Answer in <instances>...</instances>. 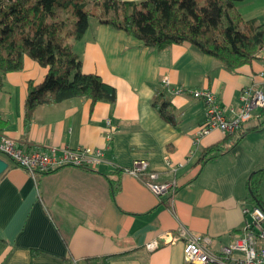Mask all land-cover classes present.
Here are the masks:
<instances>
[{
  "label": "crops",
  "instance_id": "obj_1",
  "mask_svg": "<svg viewBox=\"0 0 264 264\" xmlns=\"http://www.w3.org/2000/svg\"><path fill=\"white\" fill-rule=\"evenodd\" d=\"M236 7L244 19L264 22V0H237ZM73 45L83 72L113 86L116 101L71 98L39 105L26 126L28 85L43 82L48 69L25 55L22 68L8 72L0 86V133L27 152L101 149L103 162L95 170L66 166L35 177L9 164L0 177V264H188L181 238L146 261L128 254H145L146 242L179 228L209 237L210 252L220 254L243 233L244 203L256 204L249 183L264 168V116L259 110L243 123L239 141H226L220 130L196 140L206 109L190 91L214 92L227 117H236L242 91L261 87L264 50L235 74L190 43L146 47L96 19ZM156 88L168 96L177 128L153 108ZM108 120L116 128L110 137ZM219 143L226 151L201 164L203 150ZM136 159L147 160L159 182L176 179V192L158 198L145 177L126 174ZM167 160L184 165L173 171ZM260 194L264 203V180Z\"/></svg>",
  "mask_w": 264,
  "mask_h": 264
},
{
  "label": "trees",
  "instance_id": "obj_2",
  "mask_svg": "<svg viewBox=\"0 0 264 264\" xmlns=\"http://www.w3.org/2000/svg\"><path fill=\"white\" fill-rule=\"evenodd\" d=\"M237 0H0V86L8 72L22 68L25 55L48 69L43 82L29 83L25 124L35 109L71 98L116 101V90L97 74L85 73L73 42L83 38L90 20L124 31L146 47L165 48L190 43L235 74L241 73L264 50V22L246 20ZM152 106L160 117L178 126V117L161 88ZM264 116V109L260 111ZM257 129V127L253 128ZM242 133L228 134L239 141ZM219 143L203 150L201 164L225 152ZM264 168L253 172L252 200L264 210L260 185Z\"/></svg>",
  "mask_w": 264,
  "mask_h": 264
},
{
  "label": "built area",
  "instance_id": "obj_3",
  "mask_svg": "<svg viewBox=\"0 0 264 264\" xmlns=\"http://www.w3.org/2000/svg\"><path fill=\"white\" fill-rule=\"evenodd\" d=\"M260 77L263 80L260 88L248 86L242 91L240 113L231 119L227 117L224 107L214 92L191 90L190 94L202 100L206 109L204 122L196 133V140L213 130L235 134L239 132L243 123L249 121L257 111L264 109V68ZM163 83L167 85L168 78H165ZM107 123L111 126L110 120ZM115 130L116 128L111 126L106 136L110 137ZM0 156L9 164L22 168L35 177L38 173H47L66 166L95 170L103 162L104 152L101 149L92 150L86 147L78 149L51 147L44 151L27 152L18 146L14 138L0 133ZM167 164L173 171H178L184 165L180 163L173 166L168 160ZM124 172L136 177H145V185L158 198L176 192V179L159 182L158 174L150 169V164L145 159L134 160L130 166L124 168ZM244 211L248 217L245 219L243 233L230 244L224 245L220 254L210 252L209 237L191 234L185 228H179L172 236L162 234L146 242L143 246L145 254L137 251H130L128 254L146 261L151 252L181 238L184 241V260L188 264H264V210L257 204L247 207L244 203Z\"/></svg>",
  "mask_w": 264,
  "mask_h": 264
},
{
  "label": "water",
  "instance_id": "obj_4",
  "mask_svg": "<svg viewBox=\"0 0 264 264\" xmlns=\"http://www.w3.org/2000/svg\"><path fill=\"white\" fill-rule=\"evenodd\" d=\"M8 168L9 163L0 156V177L8 170Z\"/></svg>",
  "mask_w": 264,
  "mask_h": 264
},
{
  "label": "rangeland",
  "instance_id": "obj_5",
  "mask_svg": "<svg viewBox=\"0 0 264 264\" xmlns=\"http://www.w3.org/2000/svg\"><path fill=\"white\" fill-rule=\"evenodd\" d=\"M94 19V18H93ZM133 163V162H132Z\"/></svg>",
  "mask_w": 264,
  "mask_h": 264
}]
</instances>
